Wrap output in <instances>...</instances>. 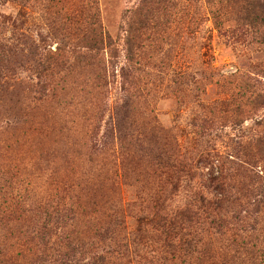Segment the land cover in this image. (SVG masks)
<instances>
[{"label": "rangeland", "instance_id": "rangeland-1", "mask_svg": "<svg viewBox=\"0 0 264 264\" xmlns=\"http://www.w3.org/2000/svg\"><path fill=\"white\" fill-rule=\"evenodd\" d=\"M256 1L0 0V264L40 252L28 241L46 203L76 213L48 225L53 257L95 255L104 213L119 206V243L136 264L149 197L175 210L210 196L222 173L242 189L264 180V155L239 160L244 132L264 125V100L242 101L245 82L264 93ZM91 25L108 44L82 58ZM239 213L264 242V207Z\"/></svg>", "mask_w": 264, "mask_h": 264}, {"label": "trees", "instance_id": "trees-1", "mask_svg": "<svg viewBox=\"0 0 264 264\" xmlns=\"http://www.w3.org/2000/svg\"><path fill=\"white\" fill-rule=\"evenodd\" d=\"M256 2L264 9V0ZM85 31L89 53L80 57L91 58L90 53L98 52L103 44H108V39L98 25L87 26ZM243 85V94H249L247 98L242 97L244 106L255 105L259 100H264V93H255V85L248 82ZM242 109L243 106L239 109L241 113ZM255 127L254 132L248 130L250 133L247 135L244 132L242 136L244 141L240 145L239 160L246 164H250V161L253 164L264 155V125L259 123ZM235 171L244 172V168L238 166ZM228 175L222 173L218 180L215 179L210 196L197 192L188 204L175 210L164 204H156V200L149 197L147 201L151 205L145 208L140 206L144 212L142 220L145 228L139 227L136 231L137 243H143L147 249L143 254H134L137 257L136 264H264V242H259L255 236V220L252 218L253 225L248 224L246 217H240L239 213L246 206L264 207V180L255 176L258 180L253 179L254 187L245 186L242 189L227 184L225 181ZM160 195V192L154 195L158 197V201L161 199ZM63 200L35 208L43 221L38 229L31 232L33 236L29 238L28 244L38 248L40 252L32 253L30 258L20 256L18 264H131L130 261L127 262L125 252L122 253V249L126 250V247L119 243L125 231L123 211L119 206L104 213L102 232L95 235L100 242L95 255L86 260L53 257L52 254L57 252L54 249L56 243L52 249L47 246L46 237L50 234L48 225L61 224L66 219L72 220L76 214L73 205ZM82 242L78 237V242L76 240L74 244L79 247ZM214 243L221 245L220 253L211 252ZM65 248L68 249V245ZM78 255L80 257L79 251Z\"/></svg>", "mask_w": 264, "mask_h": 264}]
</instances>
